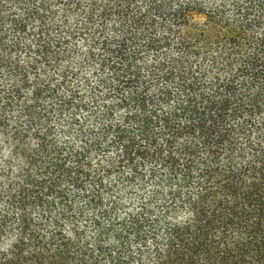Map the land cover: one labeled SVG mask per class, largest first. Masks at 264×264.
Masks as SVG:
<instances>
[{
	"label": "trees",
	"instance_id": "16d2710c",
	"mask_svg": "<svg viewBox=\"0 0 264 264\" xmlns=\"http://www.w3.org/2000/svg\"><path fill=\"white\" fill-rule=\"evenodd\" d=\"M0 264H264V0H0Z\"/></svg>",
	"mask_w": 264,
	"mask_h": 264
},
{
	"label": "rangeland",
	"instance_id": "374dc122",
	"mask_svg": "<svg viewBox=\"0 0 264 264\" xmlns=\"http://www.w3.org/2000/svg\"><path fill=\"white\" fill-rule=\"evenodd\" d=\"M202 20H203V19H201V21H198V22L201 23ZM81 73H82V72H81ZM83 75H85L86 77L90 78L91 73H90V71H89L88 69H85V70L83 69Z\"/></svg>",
	"mask_w": 264,
	"mask_h": 264
}]
</instances>
